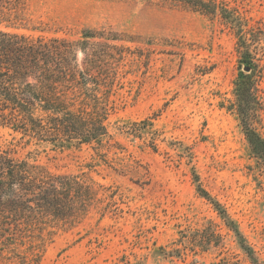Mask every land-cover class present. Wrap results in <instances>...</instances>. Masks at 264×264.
Returning a JSON list of instances; mask_svg holds the SVG:
<instances>
[{
  "label": "rangeland",
  "instance_id": "374dc122",
  "mask_svg": "<svg viewBox=\"0 0 264 264\" xmlns=\"http://www.w3.org/2000/svg\"><path fill=\"white\" fill-rule=\"evenodd\" d=\"M218 1L250 27L264 23V0ZM21 18L18 32L34 39L105 31L129 52L112 97V138L100 152L106 163L90 148L62 151L0 126V148L14 157L52 173H85L117 193V214L92 212L59 229L38 264H264V166L230 108L244 68L222 19L182 0H26ZM257 58L255 127L264 138V55ZM146 119L151 130L123 132ZM194 171L225 215L197 192Z\"/></svg>",
  "mask_w": 264,
  "mask_h": 264
},
{
  "label": "trees",
  "instance_id": "16d2710c",
  "mask_svg": "<svg viewBox=\"0 0 264 264\" xmlns=\"http://www.w3.org/2000/svg\"><path fill=\"white\" fill-rule=\"evenodd\" d=\"M182 1L204 15L219 16L236 38L239 68L250 72H240L236 79L230 108L264 166V138L255 127L260 105L257 56L264 55V23L250 27L243 13L223 1ZM25 5L26 0H0V126L62 151L90 148L106 163L100 152L112 138V97L121 86L120 70L129 55L124 45L115 43L124 39L105 31H83L78 41L31 38L18 32ZM152 127L146 119L123 132ZM87 166L93 168L96 161ZM194 182L197 192L225 215L195 171ZM116 195L85 173H52L0 148V258L38 264L59 229L78 227L92 212L100 219L117 214ZM242 247L254 260L251 249L243 242Z\"/></svg>",
  "mask_w": 264,
  "mask_h": 264
},
{
  "label": "water",
  "instance_id": "95a60500",
  "mask_svg": "<svg viewBox=\"0 0 264 264\" xmlns=\"http://www.w3.org/2000/svg\"><path fill=\"white\" fill-rule=\"evenodd\" d=\"M244 71L247 72V73L250 72V70L248 68H244Z\"/></svg>",
  "mask_w": 264,
  "mask_h": 264
}]
</instances>
